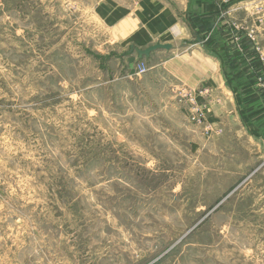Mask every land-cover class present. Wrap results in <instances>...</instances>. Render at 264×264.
Masks as SVG:
<instances>
[{"label": "rangeland", "instance_id": "rangeland-1", "mask_svg": "<svg viewBox=\"0 0 264 264\" xmlns=\"http://www.w3.org/2000/svg\"><path fill=\"white\" fill-rule=\"evenodd\" d=\"M172 3L197 36L141 59L140 0H0V264H264V146L158 67L198 47Z\"/></svg>", "mask_w": 264, "mask_h": 264}, {"label": "crops", "instance_id": "crops-1", "mask_svg": "<svg viewBox=\"0 0 264 264\" xmlns=\"http://www.w3.org/2000/svg\"><path fill=\"white\" fill-rule=\"evenodd\" d=\"M178 1L183 0H171L175 5ZM171 2L140 0V49L151 42L170 44L171 37L182 35L183 30L197 36L192 26L178 27L176 6ZM217 7L221 5L215 0H185L183 12L204 26L200 27L198 47L183 56H169L158 67L165 69L168 78L202 90L201 104L207 116L211 113L207 120L219 124L223 136L249 133L264 146V94L256 88L262 63L254 46L256 41L261 43L263 32L254 26L220 32L219 23L210 29L213 15L209 14L218 15Z\"/></svg>", "mask_w": 264, "mask_h": 264}, {"label": "built area", "instance_id": "built-area-1", "mask_svg": "<svg viewBox=\"0 0 264 264\" xmlns=\"http://www.w3.org/2000/svg\"><path fill=\"white\" fill-rule=\"evenodd\" d=\"M250 38L254 42V38L252 35H250ZM254 46L256 47L255 49L258 52L260 61L262 63V70L259 73V77H258V80L256 82V88L258 90H260V92L262 94H264V51L261 49L260 44L257 41L254 42ZM147 71H148L147 66L144 63L140 64V75L147 73ZM178 89H179V92H182L183 94L187 95L186 93H188V89H186V87H182V88H178ZM189 95L192 98V103L194 104L195 102H194V98L192 97V94L190 93ZM193 111H194V113L199 112V108L193 107Z\"/></svg>", "mask_w": 264, "mask_h": 264}, {"label": "water", "instance_id": "water-1", "mask_svg": "<svg viewBox=\"0 0 264 264\" xmlns=\"http://www.w3.org/2000/svg\"><path fill=\"white\" fill-rule=\"evenodd\" d=\"M173 46L171 44H156L153 46H150L146 49H136V52L138 53L139 57L142 59L144 57L149 58L152 53L160 51V50H165V51H170L172 50ZM135 48L132 47V50Z\"/></svg>", "mask_w": 264, "mask_h": 264}, {"label": "trees", "instance_id": "trees-1", "mask_svg": "<svg viewBox=\"0 0 264 264\" xmlns=\"http://www.w3.org/2000/svg\"><path fill=\"white\" fill-rule=\"evenodd\" d=\"M232 3H233V2H232ZM228 5H230V4H228ZM228 5H227V6H228ZM216 14H217L216 12H212V13L209 14V15L212 16V15H216ZM214 25H215V24H213V23L211 24V23H210V24H209V28L212 29V28L214 27ZM200 27L204 29V26L200 25ZM205 27H206V26H205ZM217 27H218V26H217ZM203 29H202V30H203ZM218 30H219L220 32H223V31H224V28L221 27V28H218Z\"/></svg>", "mask_w": 264, "mask_h": 264}]
</instances>
